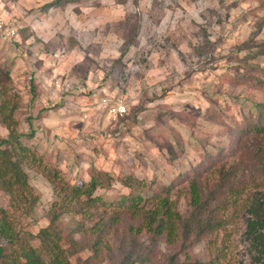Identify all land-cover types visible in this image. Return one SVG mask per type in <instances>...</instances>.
<instances>
[{"label": "rangeland", "instance_id": "obj_1", "mask_svg": "<svg viewBox=\"0 0 264 264\" xmlns=\"http://www.w3.org/2000/svg\"><path fill=\"white\" fill-rule=\"evenodd\" d=\"M0 18L17 30L15 37L0 36V79L7 80V72L22 100L15 115L20 131L30 132L27 119L49 110L34 119V139L22 138L29 183L39 195L34 212L17 211L0 189V227L20 235L13 247L17 259L38 246L26 234L48 226L57 200L40 157L59 162L77 184L89 181L92 165L114 176L168 179L216 141L219 128L205 119L215 103L238 116L244 106L264 104L263 93L232 84L252 55L249 42L264 41V0H0ZM252 63L264 71V57ZM32 78L39 87L33 103ZM118 104L125 114L111 111ZM8 133L0 126V140ZM127 193L115 183L96 196L110 202ZM244 200L264 203V187L249 190ZM252 208L240 209L232 224L231 251L242 264H264V218ZM179 210L187 214L183 199ZM98 221L97 214L89 216L86 227ZM109 243L102 264H130L129 257L149 264L147 235L137 238L135 250L130 238ZM160 250L169 253L163 243ZM156 258L155 264H167L161 253Z\"/></svg>", "mask_w": 264, "mask_h": 264}, {"label": "trees", "instance_id": "obj_2", "mask_svg": "<svg viewBox=\"0 0 264 264\" xmlns=\"http://www.w3.org/2000/svg\"><path fill=\"white\" fill-rule=\"evenodd\" d=\"M249 43L247 49L252 55L247 57L244 71L235 72L232 84L247 85L264 94V71L252 63L264 57V41ZM5 76L7 80L0 79V126L9 133L0 140V189L10 196L17 211L28 216L37 207L39 195L29 183L22 157L28 148L22 138L34 139V119L46 117L49 110L27 119L30 132L20 131L15 115L22 100L10 89L7 72ZM30 91L33 103L39 95L35 78L31 79ZM231 111V107L217 103L208 110L205 119L219 128L216 141L204 145L196 163L168 179L164 175L140 179L123 172L114 176L92 165L89 181L77 184L66 178L59 162L40 157L57 196L47 214L49 224L36 235L26 234L38 246L24 259H17L13 251L20 235L0 227V264H102L109 256L105 251H111L110 238H130L135 250L134 242L142 234L150 240L144 263L155 264L161 253L167 264H242L231 251V228L240 209L253 207V214L264 218V203L254 206L244 200L249 190L264 187V104L244 106L239 116ZM115 183L128 193L110 202L96 196ZM181 199L188 207L186 215L179 210ZM96 214L99 221L88 229L89 216ZM256 222L262 223L259 219ZM161 243L169 253L161 252ZM199 248H204L203 253L197 251ZM85 252L89 254L86 259L80 257ZM71 257H77L75 263ZM128 259L134 264L131 257Z\"/></svg>", "mask_w": 264, "mask_h": 264}, {"label": "built area", "instance_id": "obj_3", "mask_svg": "<svg viewBox=\"0 0 264 264\" xmlns=\"http://www.w3.org/2000/svg\"><path fill=\"white\" fill-rule=\"evenodd\" d=\"M17 30L15 28L9 27L4 19L0 18V36L3 38L15 37ZM111 111L114 115H123L126 113V106L123 104H118L114 106Z\"/></svg>", "mask_w": 264, "mask_h": 264}]
</instances>
